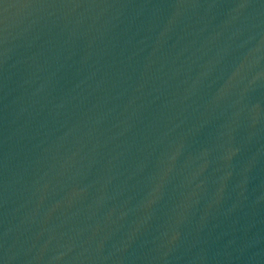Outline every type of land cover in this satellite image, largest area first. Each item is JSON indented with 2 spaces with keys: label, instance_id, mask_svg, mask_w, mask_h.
I'll list each match as a JSON object with an SVG mask.
<instances>
[{
  "label": "water",
  "instance_id": "95a60500",
  "mask_svg": "<svg viewBox=\"0 0 264 264\" xmlns=\"http://www.w3.org/2000/svg\"><path fill=\"white\" fill-rule=\"evenodd\" d=\"M0 264H264V0H0Z\"/></svg>",
  "mask_w": 264,
  "mask_h": 264
}]
</instances>
